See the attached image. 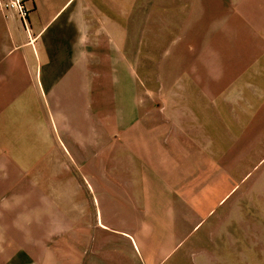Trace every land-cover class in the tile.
Returning <instances> with one entry per match:
<instances>
[{
    "label": "crops",
    "instance_id": "0c3cea01",
    "mask_svg": "<svg viewBox=\"0 0 264 264\" xmlns=\"http://www.w3.org/2000/svg\"><path fill=\"white\" fill-rule=\"evenodd\" d=\"M219 1L223 19L236 25L237 33L228 31H235L237 55L247 30L255 71L264 72V0ZM213 2L26 0V22L0 4V231L2 217L11 215L18 224L12 231H21L22 215L38 226L34 210L42 198L77 219L76 240L65 239L75 254L70 264H164L180 247L167 264H264V168L228 201L246 181L244 138L200 144L189 129L154 126L136 111L119 117L123 126L99 127L102 105L116 101L111 73L131 70L135 41L147 38L153 10L162 18L172 7L174 15L177 8L196 17L204 8L200 15L212 16ZM254 86L264 87V79ZM67 102L89 127L68 126L61 107ZM259 141L254 135L252 151ZM230 172L243 175L235 183ZM66 221L55 231L65 232ZM52 223L45 232L54 231ZM14 238L2 239L0 264H19L22 246ZM25 255L39 262L35 252Z\"/></svg>",
    "mask_w": 264,
    "mask_h": 264
},
{
    "label": "rangeland",
    "instance_id": "374dc122",
    "mask_svg": "<svg viewBox=\"0 0 264 264\" xmlns=\"http://www.w3.org/2000/svg\"><path fill=\"white\" fill-rule=\"evenodd\" d=\"M203 10L197 8L198 15L193 17L187 15V9L176 8L174 15L172 7L164 9L166 15L163 18L157 16L156 9L153 10L147 38L135 41V54L130 58L131 70L111 73L117 83L116 101L110 107L102 105L99 127L106 130V127L123 126L124 121L119 117L126 111H136L148 113L150 120L146 122L154 126L189 129L200 144L224 145L235 142L237 137L239 142L244 138L243 174L246 181L238 182L243 174L230 172L233 181L238 182L230 191L233 195L228 201L231 202L238 191L264 168V87L254 86V80L264 79V72L255 71L259 68L256 64L258 57L252 56L255 50L250 47L253 40L247 38L250 35L247 30L244 32V54L237 55L235 45L238 41L230 38L236 36V25L223 19L224 8L220 1L214 0L212 16L200 15ZM231 26H234V32L228 31ZM74 106L70 102L61 105L67 115L68 126L77 129L89 127L81 112L74 114ZM107 116H111L110 119ZM95 124L98 125L96 121ZM53 135H56L55 131ZM254 135L260 141L257 149L252 151ZM54 136L52 143L59 147L60 142ZM28 142L22 139V149L28 146ZM36 154L39 156L38 152ZM28 158L30 156L22 153V162L26 160V164L29 163ZM41 199L36 200L34 210L38 226L29 225V217L22 215L21 231H12L18 225L16 216L2 217L5 230L0 231V245L19 235L22 246L19 264H70L67 262L69 259L75 262L73 249L66 248L65 239L76 240L77 219L70 216L71 211L66 215L59 202L45 204ZM67 219L70 222L67 230L63 233L55 231L67 225ZM52 220L54 231L45 232ZM204 221L205 218L203 225L192 232V237L201 233ZM182 248H176L164 264L172 263ZM4 250H7L6 245ZM28 251L37 254L38 263L29 260L25 255ZM193 256H196L194 252L188 257Z\"/></svg>",
    "mask_w": 264,
    "mask_h": 264
},
{
    "label": "built area",
    "instance_id": "2783aa9c",
    "mask_svg": "<svg viewBox=\"0 0 264 264\" xmlns=\"http://www.w3.org/2000/svg\"><path fill=\"white\" fill-rule=\"evenodd\" d=\"M25 3L26 0H3L0 4L4 9L14 10L21 20L26 22L29 9Z\"/></svg>",
    "mask_w": 264,
    "mask_h": 264
}]
</instances>
